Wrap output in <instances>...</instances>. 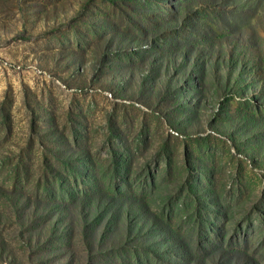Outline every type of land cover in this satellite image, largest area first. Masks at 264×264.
I'll return each instance as SVG.
<instances>
[{"label": "rangeland", "instance_id": "rangeland-1", "mask_svg": "<svg viewBox=\"0 0 264 264\" xmlns=\"http://www.w3.org/2000/svg\"><path fill=\"white\" fill-rule=\"evenodd\" d=\"M0 264H264V0H0Z\"/></svg>", "mask_w": 264, "mask_h": 264}, {"label": "trees", "instance_id": "trees-1", "mask_svg": "<svg viewBox=\"0 0 264 264\" xmlns=\"http://www.w3.org/2000/svg\"><path fill=\"white\" fill-rule=\"evenodd\" d=\"M97 234H98V236H96L95 235V237H94V240H93V243H91V244H93V246H92V250H91V252H90V255H92L93 253H95V254H97V252L95 251V247H96V245H97V243L99 242V231H98V229H97ZM32 236H35V235H32ZM32 236H29V238L30 239H32V238H34V237H32ZM101 243V241L99 242V244ZM98 244V245H99ZM100 259V258H99Z\"/></svg>", "mask_w": 264, "mask_h": 264}]
</instances>
